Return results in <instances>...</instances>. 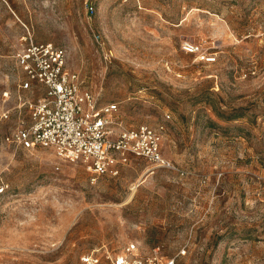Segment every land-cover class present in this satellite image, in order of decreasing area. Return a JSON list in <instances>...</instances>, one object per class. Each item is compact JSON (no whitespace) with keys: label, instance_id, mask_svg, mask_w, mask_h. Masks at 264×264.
Here are the masks:
<instances>
[{"label":"rangeland","instance_id":"obj_1","mask_svg":"<svg viewBox=\"0 0 264 264\" xmlns=\"http://www.w3.org/2000/svg\"><path fill=\"white\" fill-rule=\"evenodd\" d=\"M27 33L63 48L121 126L163 122L183 174L130 159L90 184L49 149L5 143L28 115ZM129 243L184 249L176 264H264V0H0V264H82Z\"/></svg>","mask_w":264,"mask_h":264},{"label":"built area","instance_id":"obj_2","mask_svg":"<svg viewBox=\"0 0 264 264\" xmlns=\"http://www.w3.org/2000/svg\"><path fill=\"white\" fill-rule=\"evenodd\" d=\"M88 10L92 12V7ZM21 41L17 65L23 79L19 89L30 92L31 98L23 103L27 117L19 119L15 129L4 137L5 143L27 151L49 149L60 160L81 165L90 184L101 177L118 176L130 159L183 174L162 154L163 122L132 129L121 126L118 105L102 103L82 85L79 76L67 69L63 48L34 42L29 33ZM181 48L199 61H215L200 43L185 42ZM168 119L170 116L165 115ZM184 254L182 249L176 256L167 257L158 247L145 252L138 244L129 243L116 254L103 255L94 250L84 255L81 263L176 264L177 257Z\"/></svg>","mask_w":264,"mask_h":264}]
</instances>
